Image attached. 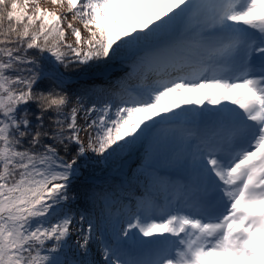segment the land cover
Listing matches in <instances>:
<instances>
[{
  "label": "snow or ice",
  "instance_id": "1",
  "mask_svg": "<svg viewBox=\"0 0 264 264\" xmlns=\"http://www.w3.org/2000/svg\"><path fill=\"white\" fill-rule=\"evenodd\" d=\"M51 3L0 0V264H264V0Z\"/></svg>",
  "mask_w": 264,
  "mask_h": 264
},
{
  "label": "trees",
  "instance_id": "2",
  "mask_svg": "<svg viewBox=\"0 0 264 264\" xmlns=\"http://www.w3.org/2000/svg\"><path fill=\"white\" fill-rule=\"evenodd\" d=\"M69 36H70V34H69ZM122 65H124V64H122ZM124 66H126V65H124ZM119 69H121V68H119ZM67 71L72 77L73 84L80 86V87L87 86L89 83H92V82H95L96 84H107V83L111 82V79L104 81V79H101V78H89L88 75L92 74V73H83L79 69H76V68L70 67ZM124 71H123V73H121V75L124 74ZM113 76H115V75H113ZM117 77H119V76H115L114 79H116ZM80 163L83 165L85 162L81 161ZM111 170H114V169L109 168L106 165L96 164L94 162V158L90 159L87 162V166L82 167V169H81L82 175L79 177V179L74 181V190L82 192L86 187H89L93 184L98 185L96 182L88 181L85 179L89 176L103 174V173H106V172L111 171ZM110 179H112V178H110ZM118 182L119 181H117V180L116 181H110L109 180L105 186H107L108 184H114V183H118Z\"/></svg>",
  "mask_w": 264,
  "mask_h": 264
},
{
  "label": "rangeland",
  "instance_id": "3",
  "mask_svg": "<svg viewBox=\"0 0 264 264\" xmlns=\"http://www.w3.org/2000/svg\"><path fill=\"white\" fill-rule=\"evenodd\" d=\"M40 4H41L42 7L48 8V9L53 10V11H57V12H59V13H66V12H67V8H66V6H65V7H58V6H56V5H53V4L51 3V0H40ZM66 22H72V24H73L74 27H80L81 30H82V32H83L82 26L79 24L78 21L73 20V19H72V16H71L70 14L67 15ZM84 34H85V36H86V33H84ZM68 39L71 41L73 38H72L71 35H70V36L68 37ZM98 73H99V72H94V73H92V74H89L88 77H89V78H101V79H103L102 77H100V76L98 75ZM134 163H135V162H134ZM134 163H131L130 165H134ZM124 170L127 171V166L125 167Z\"/></svg>",
  "mask_w": 264,
  "mask_h": 264
},
{
  "label": "water",
  "instance_id": "4",
  "mask_svg": "<svg viewBox=\"0 0 264 264\" xmlns=\"http://www.w3.org/2000/svg\"><path fill=\"white\" fill-rule=\"evenodd\" d=\"M117 65V62H114L112 66H109L104 72L102 73H98V75H104L107 74V72H109L110 70H112L115 66Z\"/></svg>",
  "mask_w": 264,
  "mask_h": 264
},
{
  "label": "bare ground",
  "instance_id": "5",
  "mask_svg": "<svg viewBox=\"0 0 264 264\" xmlns=\"http://www.w3.org/2000/svg\"><path fill=\"white\" fill-rule=\"evenodd\" d=\"M124 70H126V68H125ZM124 70H123V71H124ZM118 73H119V72H118ZM136 159H137V158H135L134 161H135ZM109 180H110V181H114L113 179H110V178H109ZM115 181H116V180H115Z\"/></svg>",
  "mask_w": 264,
  "mask_h": 264
}]
</instances>
